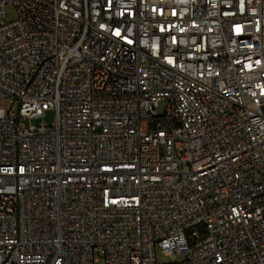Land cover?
Listing matches in <instances>:
<instances>
[{"label": "built area", "instance_id": "2783aa9c", "mask_svg": "<svg viewBox=\"0 0 264 264\" xmlns=\"http://www.w3.org/2000/svg\"><path fill=\"white\" fill-rule=\"evenodd\" d=\"M158 250L264 264V0H0V264Z\"/></svg>", "mask_w": 264, "mask_h": 264}, {"label": "rangeland", "instance_id": "374dc122", "mask_svg": "<svg viewBox=\"0 0 264 264\" xmlns=\"http://www.w3.org/2000/svg\"><path fill=\"white\" fill-rule=\"evenodd\" d=\"M15 17V11L13 9L12 6L8 5L6 6V21H10L12 19H14ZM6 107L7 110L10 109V105L9 103H5L4 105ZM12 110L14 111L15 114L18 113V106H14L12 108ZM164 110V104H161L160 107L158 108V111L163 112ZM56 118V112L55 110H47L45 112V114L39 116V117H35L32 118L30 120V122L28 120H24L25 123L28 125L31 123V125H39V124H52L55 121ZM157 260L158 263L163 264V263H175L179 260H181V258H174L171 256H165L160 250L157 251Z\"/></svg>", "mask_w": 264, "mask_h": 264}]
</instances>
